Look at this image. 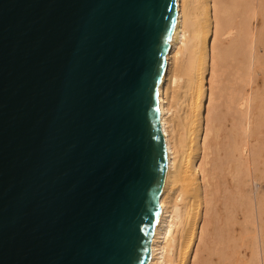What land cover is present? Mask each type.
<instances>
[{
	"label": "water",
	"instance_id": "water-1",
	"mask_svg": "<svg viewBox=\"0 0 264 264\" xmlns=\"http://www.w3.org/2000/svg\"><path fill=\"white\" fill-rule=\"evenodd\" d=\"M175 0H0V264H147Z\"/></svg>",
	"mask_w": 264,
	"mask_h": 264
},
{
	"label": "bare ground",
	"instance_id": "bare-ground-1",
	"mask_svg": "<svg viewBox=\"0 0 264 264\" xmlns=\"http://www.w3.org/2000/svg\"><path fill=\"white\" fill-rule=\"evenodd\" d=\"M175 2V24L157 86L160 128L166 151L165 181L159 196L161 212L151 237L147 264H210L209 257L214 253H211L214 232L210 233V226L217 220L214 206L219 197L224 202L221 205L227 208L224 207V211L227 210L224 219L233 211L235 217L236 211L240 210L245 216L243 221L254 226L253 235L251 232L245 235L252 254L244 259V264H261L264 259L261 243L264 202L261 195L264 193H259L258 187L264 179V158L259 148L255 151L252 148L256 122L251 110L256 86L247 92L243 86L236 87L235 93L231 91L228 112L233 115L239 106L241 114L238 118L232 116L234 132L232 136L228 133L230 143L226 140V144L219 147H226L223 148L226 152L222 151L224 157L215 156L220 149L215 142L209 145V136L215 129H212L213 122L218 118L210 103L222 70L220 62L227 60L226 57L232 60L233 84H254L258 70H264V55L259 54V50L264 54V0ZM258 19L260 27L254 30L253 21ZM216 135L214 132L213 139ZM246 178H252L254 184H258L254 193L245 187ZM213 179L218 185L216 191L211 188ZM227 218L228 223L232 222L229 216ZM230 224L233 226L234 223ZM220 225L217 242L231 251L237 246V242L230 245L234 238L229 232L232 228ZM244 232L237 241L242 239ZM236 248L226 255L228 264H242ZM225 253L214 264H222Z\"/></svg>",
	"mask_w": 264,
	"mask_h": 264
},
{
	"label": "rangeland",
	"instance_id": "rangeland-1",
	"mask_svg": "<svg viewBox=\"0 0 264 264\" xmlns=\"http://www.w3.org/2000/svg\"><path fill=\"white\" fill-rule=\"evenodd\" d=\"M260 27V20L258 19V20H256V21H253V29L255 30H257L258 28ZM259 54H260V56L262 55H264V54H262V51H260L259 50ZM264 57V56H263ZM263 57H262V59H263ZM225 59V58H224ZM226 59L227 60H223V62L221 61L220 62V64H222V70H221V74H220V76H219V78H218V82L216 83V85H215V87L213 88V91H212V99H211V102L212 103H210V106L212 107L213 106V108H211L212 110L214 109L216 112H214L213 114L215 115V114H217V117L218 118H216L215 120H214V122H213V125H212V129L213 128H215V129H213L214 131H212V136H209V145L211 146L212 145V143H216V146H217V149H220L219 147L220 146H222V145H225L226 143H225V141L226 142H229L230 143V138H231V136H232V134L231 133H233L234 132V127H232L233 125V120H232V116L234 117V118H238V115L239 114H241L240 112V110H239V106H237L238 107V110H237V108H236V110L234 111V113H233V115L232 114H230L229 112H228V107L227 106H230L231 105V97H232V95H233V93L232 92H234L235 93V89H236V87H239V86H243V89L245 90V92H247V91H250V87H257V91H256V94H255V96H254V104H253V106H252V110H251V114H252V117H253V120H254V122H256V124L254 125V128H255V131L253 132V136H252V148H253V150L255 151V149L257 150L258 148L260 149L259 151H261L262 152V154H263V158H264V110H263V108H264V96L262 95V93H263V91H264V70H262V69H259L258 70V73L255 75V77H254V84L253 83H249V84H247V83H245V82H240V83H235V84H233V82H234V80H233V70H232V60H230V58H227L226 57ZM225 61H227V64H226V62ZM225 66V67H224ZM224 67V68H223ZM244 83V84H243ZM237 84V85H236ZM234 86V87H233ZM217 87V88H216ZM234 88V90H233V88ZM232 91V92H231ZM232 93V94H231ZM240 94V93H239ZM228 98H229V101H227L228 100ZM232 104H234V103H232ZM234 105H232L231 107H233ZM217 109V110H216ZM262 109V110H261ZM222 113V114H221ZM225 113V114H224ZM238 113V114H237ZM263 113V114H262ZM224 114V115H223ZM237 114V115H236ZM225 116V117H224ZM245 118V117H244ZM257 118V119H256ZM260 119H261V122H260ZM257 120H259V121H257ZM231 122H232V124H231ZM232 125V126H231ZM261 125H262V127H261ZM230 127H232V129L230 128ZM257 128H259V129H257ZM233 130V131H232ZM214 132H216V139L214 138L213 139V137H214ZM227 133V134H226ZM231 135H229V134ZM228 135L230 136V138H228ZM242 137H245V135H243L242 134ZM229 139V140H228ZM229 143H227L228 145H229ZM261 143V144H260ZM218 144V145H217ZM259 144H260V147H259ZM228 147V146H227ZM255 147H257V148H255ZM223 148H226V147H221V149H220V151L218 150V152L217 153H215V156L217 157V155H219V157L221 158L222 156L224 157V155L222 154V151H225L226 152V149H223ZM217 154V155H216ZM225 154V153H224ZM221 155V156H220ZM218 157V158H219ZM218 158H217V162H218ZM219 158V161L221 160ZM246 180H248V181H246V183H247V185L245 186L246 188H247V190H249V191H251L250 193H254V190L256 189V186H258V184L256 185V184H254V182H253V180H252V178L251 179H248V178H246ZM213 183H212V185H211V188H212V190L214 189L215 191L218 189V185L216 184V179H213V180H211ZM254 185V186H253ZM214 186V187H213ZM261 188V189H260ZM260 188L258 187V190H259V193H261L262 194V192L264 193V179H263V181H262V183H261V186H260ZM260 194V195H261ZM264 195V194H263ZM261 197H262V201L264 202V196H262L261 195ZM217 202V203H216ZM262 202V203H263ZM215 206H214V210H215V213L217 214L216 215V217H217V220H216V222H214L213 224H212V226H210V233H213L214 232V237L212 238V240H214V241H212L213 243H214V245H213V243H212V247L214 248V250H211V253H213L212 254V256L211 257H209V259H211L212 260V262H209L210 264L212 263V264H214V262H218V261H220L219 259H220V257H222V256H220V255H224L223 253H225V260L224 259H221V262H223L222 264H228L227 263V259H226V255H230V252L231 251H233L234 249H235V247H237L236 248V250H237V254L239 255V258L242 260V264H244V259H246V258H249L248 256H250L251 254H252V252H251V248H249V245L247 244V237L245 236L246 235V233L247 232H251L252 233V235H253V229H254V226L252 225L251 226V224H247V222L245 223V221H243V217L245 218V216H244V214L242 213V211H240V210H237L236 211V213H235V217L232 215L235 211H233V210H231V211H233V213L232 214H230V215H228L229 216V219H232V220H230V221H232L234 224H232L233 226H231V224L230 223H232V222H230V223H228V221H226L225 219H227L228 220V216L227 217H225V219H224V215L226 216V214L225 213H227L226 211H224L225 210V205H224V207H223V205H221V204H224V202L222 201V198H217L216 200H215ZM222 208V209H221ZM227 209V208H226ZM262 212H264V203L262 204ZM215 213H214V216H215ZM263 215H264V213H262ZM261 214V217L263 218L264 216ZM233 216L232 218L230 217V216ZM220 216V217H219ZM215 217V218H216ZM233 219H234V221H233ZM219 220V221H218ZM226 221V223H225V221ZM241 220V221H240ZM263 220H264V218H263ZM222 221L225 223H222ZM236 221H237V223H236ZM238 222H239V224H238ZM243 223V224H242ZM220 224H223L224 226L226 225V227H230V229H228V230H230L229 232L232 234L233 233V242L232 243H230V245L231 246H233L232 244L235 242H237L236 244H237V246H234V248L232 247L231 249V251L227 248V247H225V245L223 244V245H221L222 243H219V242H217L218 240L217 239H220L219 237H217V234H218V229H219V226L221 227L222 225H220ZM247 224V225H246ZM244 225L246 226V227H244ZM245 228V229H244ZM213 230H215V231H213ZM245 230V232H244V236L242 237V239H239L238 241H237V237H240L239 235H241V234H243V231ZM264 230V229H263ZM216 232V233H215ZM248 234V233H247ZM250 234V233H249ZM236 236V237H235ZM236 238V239H235ZM262 240H261V243H262V247L264 248V231L262 232ZM235 240V241H234ZM240 240H242V242H240ZM229 243V242H228ZM227 243V244H228ZM234 243V244H235ZM235 244V245H236ZM242 245V247H241V245ZM239 245V246H238ZM245 245V246H244ZM247 245V246H246ZM218 246V247H217ZM225 247V248H224ZM223 248V249H222ZM240 248V249H239ZM213 251V252H212ZM250 254V255H249ZM230 258H232V257H230ZM263 261H264V259H263ZM263 261H261V264H264V262ZM215 264H217V263H215Z\"/></svg>",
	"mask_w": 264,
	"mask_h": 264
}]
</instances>
